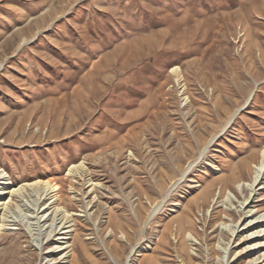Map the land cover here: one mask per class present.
<instances>
[{"label": "rangeland", "instance_id": "obj_1", "mask_svg": "<svg viewBox=\"0 0 264 264\" xmlns=\"http://www.w3.org/2000/svg\"><path fill=\"white\" fill-rule=\"evenodd\" d=\"M131 1L146 0L114 10L131 17ZM149 1L150 31L164 40L134 66L139 99L99 132L73 128L75 138L37 124L34 103L16 90L20 69L8 71L31 37L0 24V165L14 185L60 186L56 204L73 223L70 247L51 254L61 250L47 239L52 220L33 212L29 193L14 197L0 207L9 224L0 226V264H250L264 251L247 252L252 230L243 229L249 208L264 209V183L245 212L237 187L264 148V0Z\"/></svg>", "mask_w": 264, "mask_h": 264}, {"label": "crops", "instance_id": "obj_2", "mask_svg": "<svg viewBox=\"0 0 264 264\" xmlns=\"http://www.w3.org/2000/svg\"><path fill=\"white\" fill-rule=\"evenodd\" d=\"M135 4L139 11L125 18L114 10L121 0H0V24L10 26V32L21 26L31 37L26 35L31 45L21 48L8 71L20 69L25 87L16 90L34 103L40 127L51 122L49 134L58 127L52 136L59 137L62 130L65 137H78L73 128L99 132L101 120L116 121L122 105L128 110L139 99L134 66L141 53L161 48L164 39L150 31L153 1L141 7L131 1L132 9ZM257 105L264 110V93Z\"/></svg>", "mask_w": 264, "mask_h": 264}, {"label": "bare ground", "instance_id": "obj_3", "mask_svg": "<svg viewBox=\"0 0 264 264\" xmlns=\"http://www.w3.org/2000/svg\"><path fill=\"white\" fill-rule=\"evenodd\" d=\"M233 118V115L230 116V118L227 121L226 126L229 125ZM225 126V127H226ZM215 137H212V140ZM210 140V143L211 141ZM213 143V141H212ZM261 159L258 164H255L253 166V176L250 181H244L243 183L238 184V189L244 194V199L239 200V207L243 209L242 211L245 212V209H247L251 202H253V198L251 199V196L257 193V187L259 185H262L264 183V148L261 151ZM193 166V165H192ZM82 168V162L78 164L71 165V172H77L79 169ZM234 176H236L237 169L234 170ZM187 172V168L182 172V177ZM233 176V175H232ZM230 176V177H232ZM233 176V177H234ZM232 180V178H231ZM230 180H228L229 182ZM234 182V181H233ZM61 187L58 185L52 184L49 180H41L37 179L33 182H25L22 184L14 185L11 175L6 171L5 168H3L0 165V207L2 206L3 209H8L11 206V200L14 199V197L21 198L25 201V197H27V194L29 193L30 196L34 197V206L35 211L37 212V215L41 213V216L39 219L48 216L49 219L52 221L49 224V227H51L49 233L47 231V239L48 242H52L55 240L57 242V247H60L61 250L55 251L52 250L51 254L63 253L64 250H67L70 247V238H71V232H72V220L70 219V212L66 208L64 210H61L60 206L56 204L58 200L61 199ZM232 191V190H231ZM238 191V190H237ZM246 192H249L250 195H248ZM31 193H34L31 195ZM234 197L238 198L237 194L234 192ZM10 199L9 201H7ZM43 199V200H42ZM42 200V202H41ZM27 201V199H26ZM27 204V202H24ZM31 205V204H30ZM42 205H45L42 207ZM12 209V208H11ZM250 210L245 212L246 218L244 222L245 229L244 232H249V230H252V233H247V237L250 238V244L247 246V252H253V254H256L260 247L263 246L264 248V209L259 210L258 208H249ZM50 211V212H49ZM37 217V216H35ZM47 218V219H48ZM46 219V220H47ZM42 220V219H41ZM1 221L0 226H7V222L5 218H3ZM9 225V224H8ZM229 227L230 233L234 235L238 232L239 228L237 225L232 224ZM225 227H228L227 225ZM53 235H61L60 237L56 239H52L51 234ZM55 241L53 243H55ZM74 243V242H73ZM228 247H223V252L227 253ZM64 258H66V254ZM264 264V251L262 254L254 256V258L250 261V264Z\"/></svg>", "mask_w": 264, "mask_h": 264}]
</instances>
